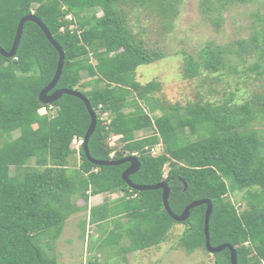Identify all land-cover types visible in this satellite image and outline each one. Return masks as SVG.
<instances>
[{"label": "trees", "instance_id": "obj_1", "mask_svg": "<svg viewBox=\"0 0 264 264\" xmlns=\"http://www.w3.org/2000/svg\"><path fill=\"white\" fill-rule=\"evenodd\" d=\"M236 1L245 0L202 4L210 11ZM136 2L147 3L170 25L179 0H0V47L10 49L23 16L38 17L64 52L54 89L79 90L96 114L88 139L90 156L117 160L135 155L140 166L129 179L145 185L167 180L168 203L175 214L193 200L210 199L211 245L231 244L237 264H264V132L261 138V130L253 127L264 126V2L250 38L221 45L208 41L197 60L184 56L182 68L185 78L209 73L216 82L219 76L257 70L261 90L239 104L234 102L238 86L222 91V99L210 100L209 81L205 97L186 106H164L154 96L158 81L141 84L135 78L139 65L166 54L147 47L129 25L128 11ZM247 59L252 63L239 69ZM57 61V50L32 21L23 24L14 56L0 54V264H58L55 243L65 220L87 210L89 197L99 194L121 193L89 208L81 224L83 236L87 222L102 227L106 236L101 246L115 245L119 254L157 247L179 223L164 209L161 189L130 188L121 178L128 163L95 165L82 145L74 147L73 140L83 138L90 123L81 99L62 94L51 104L39 101ZM157 109L160 115L152 116ZM189 127L194 138L185 131ZM141 131L149 134L137 137ZM113 135L121 137L122 145L111 155ZM160 143L163 151L153 154L150 150ZM235 190L243 201L237 207L227 198ZM204 211L205 205L197 206L181 222L188 227L178 247L186 253L207 251ZM213 256L215 264H231L227 248Z\"/></svg>", "mask_w": 264, "mask_h": 264}, {"label": "rangeland", "instance_id": "obj_2", "mask_svg": "<svg viewBox=\"0 0 264 264\" xmlns=\"http://www.w3.org/2000/svg\"><path fill=\"white\" fill-rule=\"evenodd\" d=\"M216 0H212L213 4ZM264 0H245L227 3L219 10H205L202 0H179L176 5V12L173 15L172 23L165 25L162 17L156 11L151 10L147 3L136 2L128 11L129 25L135 33L144 40L145 45L154 49H161L166 54L159 60L149 64L139 65L135 70V78L145 84L150 80L160 83V88L154 93L159 98V102L166 105L178 104L186 106L194 102L197 97L204 95L208 90L207 83L211 81L212 74L206 73L195 78H185L182 76L184 56L191 55L198 59L199 49L208 41L215 44H226L241 38H250L251 32L260 24L259 16L263 11ZM217 6V5H215ZM101 12H98L100 15ZM217 18V24L216 20ZM252 60L247 59L239 69H244L250 65ZM264 64V63H263ZM218 82L211 81L213 85L212 95L208 99H222L223 92L235 90L238 86V95L234 102L239 104L248 98L253 91H260L262 81L257 70H248L246 74L234 73L219 76ZM88 80V76L83 72L82 81ZM90 88L89 87H86ZM218 88V92L215 91ZM127 111V109H126ZM160 110H156L152 116H159ZM262 138L264 126L253 124ZM187 135L194 138L193 130L185 129ZM17 131L13 132L15 137ZM149 134V132H139L137 137ZM109 144L114 148L111 155L121 150V137L113 135L109 139ZM153 154L163 151L161 143L150 150ZM13 171V167L10 168ZM168 172V165L164 167V176ZM121 193L110 195L99 194L90 196L87 203V210H78L71 214L64 223V228L56 240L55 249L58 254V264H215L213 254L200 248L192 253H186L178 247L179 238L182 232L188 227L184 223H175L170 229L167 240L157 247L145 250H136L119 254V248L109 245L101 246V242L106 236L102 233V227L90 223L85 224L84 236L81 234L82 221L88 219V210L91 206L99 205L106 198H115ZM241 192L229 191V198L234 206H240ZM77 204H84L82 199L77 200ZM121 245H126V240L121 241Z\"/></svg>", "mask_w": 264, "mask_h": 264}, {"label": "water", "instance_id": "obj_3", "mask_svg": "<svg viewBox=\"0 0 264 264\" xmlns=\"http://www.w3.org/2000/svg\"><path fill=\"white\" fill-rule=\"evenodd\" d=\"M26 21H32L36 23L41 28V30L44 32L48 41L54 46V48L58 52V61H57V65L55 68V72L53 74L52 79L39 91V94H38L39 101L44 104H51L52 102L57 100L62 94H69V95H72V96H75L81 99L84 102V105L88 111V114L90 116V123L83 137V143H82V147H83L86 158L95 165H119L123 163H128V166L123 170L121 174V178L128 184L130 188H133L136 190L161 189L163 207L166 210L167 214L173 220L177 222L185 221L189 217L191 209L197 206H200V205H205L203 231H204L206 250L209 253L214 254V253L220 252L224 250L225 248H227L229 251L230 263L237 264L236 251L231 244L223 243L217 246H212L210 243L209 230H208V221H209V217L212 211V202L210 199L193 200L185 206V208L182 210L180 214H175L171 211V208L168 203V196L170 194V188L168 186L167 180L160 181L159 183L154 184V185H145V184H135L129 179V175L136 172L140 166V162L135 155L125 156L117 160H113V159L99 160V159H94L90 156L89 151H88V139L90 135L93 133L95 125H96V114L93 111L88 98L79 90L68 89V88H55L54 89L61 75V72H62V68L64 64V52L62 48L60 47V45L57 43V41L53 38L51 33L48 31L47 27L38 17H36L33 14H27L23 16L18 22L15 36H14L10 49L8 51H5L3 48L0 47V54L6 58L14 56L18 43L20 41L21 34H22L23 24ZM185 187L186 185L184 182L183 189H185Z\"/></svg>", "mask_w": 264, "mask_h": 264}, {"label": "built area", "instance_id": "obj_4", "mask_svg": "<svg viewBox=\"0 0 264 264\" xmlns=\"http://www.w3.org/2000/svg\"><path fill=\"white\" fill-rule=\"evenodd\" d=\"M73 142L75 143L76 147H78L82 144V138L75 139Z\"/></svg>", "mask_w": 264, "mask_h": 264}, {"label": "clouds", "instance_id": "obj_5", "mask_svg": "<svg viewBox=\"0 0 264 264\" xmlns=\"http://www.w3.org/2000/svg\"><path fill=\"white\" fill-rule=\"evenodd\" d=\"M79 139V138H78ZM75 140V139H74ZM73 140V141H74ZM82 143H83V138H82ZM73 145H74V147L76 148V149H78L79 148V146L78 147H76V145H75V143L73 142ZM82 145V144H81Z\"/></svg>", "mask_w": 264, "mask_h": 264}]
</instances>
